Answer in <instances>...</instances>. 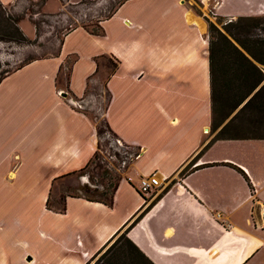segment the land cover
<instances>
[{"label": "crops", "instance_id": "1", "mask_svg": "<svg viewBox=\"0 0 264 264\" xmlns=\"http://www.w3.org/2000/svg\"><path fill=\"white\" fill-rule=\"evenodd\" d=\"M209 13L261 19L264 0H126L102 35L76 27L58 56L2 79L0 264H88L121 233L152 264H264V131L244 116L264 86V36L247 51L233 41L263 79L214 124ZM102 59L116 64L104 118L137 154L111 207L69 196L55 213L49 196L97 150L80 105ZM152 175L162 187L153 198L138 191Z\"/></svg>", "mask_w": 264, "mask_h": 264}, {"label": "rangeland", "instance_id": "2", "mask_svg": "<svg viewBox=\"0 0 264 264\" xmlns=\"http://www.w3.org/2000/svg\"><path fill=\"white\" fill-rule=\"evenodd\" d=\"M36 1L16 0L6 6L0 5V78L31 60L49 57L51 50L58 49L60 39L67 29L82 25L89 30H94L99 22L105 20L106 16L114 11L123 0H51L46 8L45 6L39 8ZM195 12L200 13L198 7L195 8ZM207 22L208 35L210 42L214 43L212 49L216 59L213 84L214 124H218L237 106L238 102H243L256 89L260 83L259 79H263V74L260 71V77L253 71L245 72L244 66L243 68L239 66L238 57L221 43L217 34L210 33V24H213L230 40L238 41L248 50L256 46L255 37L264 36V18L231 21L209 13ZM71 59L67 60L59 76L60 86L64 85ZM259 60L264 63L263 59ZM98 67L96 82L89 83V89L92 91V87L98 85L101 97L87 106L88 111L86 112L100 127L103 124L108 104V97L102 86L112 66L107 59H102ZM239 67L243 71H240ZM254 84H257L254 90L247 95ZM250 103L252 104L249 106L250 109L244 110V116L247 117L245 122L247 128L250 131L252 128L264 131V86L260 88ZM238 129L240 132L245 131L242 127ZM105 141H108L107 145ZM100 142L99 153L108 163L109 175L104 181L107 184L113 179L114 171L120 166L125 168V171L120 172L122 176L127 172L137 151L132 147L125 148L107 131L103 133ZM89 175L88 170L72 175L55 187L52 199H59L67 193L78 192L89 182ZM93 182L96 184L99 180L94 179ZM88 264L144 263L136 255L130 253L121 233L105 245Z\"/></svg>", "mask_w": 264, "mask_h": 264}, {"label": "trees", "instance_id": "3", "mask_svg": "<svg viewBox=\"0 0 264 264\" xmlns=\"http://www.w3.org/2000/svg\"><path fill=\"white\" fill-rule=\"evenodd\" d=\"M46 1L47 0H37L36 2H37L38 7L39 8H42L45 5ZM124 1H126V0L121 1L118 4V6L121 5ZM0 5H2V4L0 3ZM114 11H115V9H114ZM114 11H112L111 13H109V15L106 16L105 19L109 18L113 14ZM77 27H82L85 30H87L89 33L94 34V35H102L103 34V29L101 27V23L100 22H99V24L96 26V28L94 30H89L88 28H86L85 26H82V25L77 26ZM75 28L76 27L67 29L66 30V33L63 35L62 39H60L58 49L51 50L49 52V57H42L41 59H47V58H50V57H56V56H58V54H59V52L61 50V46H62V43H63V40H64L65 36L67 34H69L72 30H74ZM210 33L211 34H217L218 37H219V39H220V41H221V43L225 47H227L228 49H230L238 57L239 66H241L242 68L244 66V68L246 69L245 72L253 71L256 75H258V76L261 77L260 70L249 60V58L242 51H240L234 45V43H233L232 40H230L223 33L219 32L217 30V28L213 24H210ZM237 43L240 44L238 41H237ZM212 46H214V43L213 42H210L209 61H210V71H211L212 99H213V103H214V89H213V84H214V73L216 71V59H215V56H214V52H213ZM240 46L245 51H247V49L243 45L240 44ZM41 59L31 60V61H29L27 63H24L23 65H21L20 67H18L16 70H19L20 68L28 65L29 63H32L34 61L41 60ZM109 63L112 66L111 72H113L114 71V68L116 67V64H114L111 61H109ZM241 67H239V69H240V71H243L241 69ZM8 74H10V73H7L4 76H2L0 78V82ZM67 77H68V74L66 75V79H68ZM108 79H109V76L107 77V79L104 82V84H103L102 87H103V89H104V91H105V93H106V95L108 97V104H109L110 94H109L108 89H107V80ZM261 81H262V79L260 78L259 79V82H261ZM93 82H96V79H90L89 83L91 84ZM89 83L87 84V91H86L85 96H84L83 101H82V105H83L85 111H88V107L87 106L91 105L92 103H94L95 100H98L101 97L100 89H98V85H96L97 83L95 84L96 85L95 87H92V91H90V89H89ZM256 85L257 84H254L250 88V90L247 93V95H249L254 90V88H255ZM255 96H256V94L254 95V97ZM239 103H241V102H238L237 105ZM108 104H107V106H108ZM96 130H97V150H96L95 154L93 155V157L89 161V163L82 170H80V171H78L76 173H72L71 174V175H75V174H79V173L81 174V173H83V172H85V171L88 170L89 171V174H90L89 175V178H88L89 179V182L86 185H84L82 188H80L78 192H76V193H67V194L61 196V198H59V199L53 200L52 199V195H50L49 198H48V200H47V203H46V207H47L48 210L53 211L55 213H64L65 212V209H66L65 208V201H66V198L69 197V196H71V197L73 196V197H77V198H83V199H85V200H87L89 202L101 203V204H104V205L109 206V207H111L113 205V199H114L115 191H116V189L118 187L119 182L122 179V174L120 172L121 171H125V168H123V169L122 168H119L118 170L116 169L114 171V173H113V179H111L110 182H108L107 184H105L104 181L106 180L107 176L109 175V169H107L108 163L103 160V157L99 153V148H100V143H101L100 141H101L102 135L106 131L110 134V136L114 140L118 141L119 143L121 141L119 140V138L117 137V135L111 130V128L109 127V125H108V123H107V121H106L105 118L103 120V124H101L100 127L96 125ZM219 137H221L220 134H218L216 138H219ZM105 144L107 145L108 144V141H105ZM123 145L125 146V148L130 147V146L125 145V144H123ZM128 153H130V152H128ZM189 169L190 168L185 169L183 171V174L188 173L190 171ZM94 179H98L99 182L95 184L93 182ZM122 237L125 239L126 244L128 246V250L130 251V253L136 255V257L138 259L140 258L144 264H152L139 251V249L129 239H127L125 233H122Z\"/></svg>", "mask_w": 264, "mask_h": 264}, {"label": "built area", "instance_id": "4", "mask_svg": "<svg viewBox=\"0 0 264 264\" xmlns=\"http://www.w3.org/2000/svg\"><path fill=\"white\" fill-rule=\"evenodd\" d=\"M80 106L84 108L82 104ZM135 157L136 155L134 156V158H132V161L135 159ZM120 168L122 167L120 166ZM161 189L162 187L158 183L154 175L149 177H142L139 181L138 191L139 193H141V195L153 198L154 196H157L159 192H161Z\"/></svg>", "mask_w": 264, "mask_h": 264}, {"label": "water", "instance_id": "5", "mask_svg": "<svg viewBox=\"0 0 264 264\" xmlns=\"http://www.w3.org/2000/svg\"><path fill=\"white\" fill-rule=\"evenodd\" d=\"M65 96V95H64Z\"/></svg>", "mask_w": 264, "mask_h": 264}]
</instances>
